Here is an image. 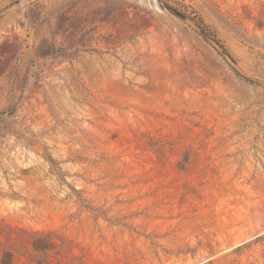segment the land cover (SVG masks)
Wrapping results in <instances>:
<instances>
[{"label":"rangeland","instance_id":"374dc122","mask_svg":"<svg viewBox=\"0 0 264 264\" xmlns=\"http://www.w3.org/2000/svg\"><path fill=\"white\" fill-rule=\"evenodd\" d=\"M158 1L0 0V264H264V0Z\"/></svg>","mask_w":264,"mask_h":264},{"label":"water","instance_id":"95a60500","mask_svg":"<svg viewBox=\"0 0 264 264\" xmlns=\"http://www.w3.org/2000/svg\"><path fill=\"white\" fill-rule=\"evenodd\" d=\"M154 1L155 5L162 11H166L168 13H170L171 15L175 16L176 18L183 20V21H187V18L182 15L181 13H179L178 11L168 7L167 5H164L162 2L158 1V0H152ZM200 34H202L205 38L208 39V35L202 30L199 29Z\"/></svg>","mask_w":264,"mask_h":264},{"label":"trees","instance_id":"16d2710c","mask_svg":"<svg viewBox=\"0 0 264 264\" xmlns=\"http://www.w3.org/2000/svg\"><path fill=\"white\" fill-rule=\"evenodd\" d=\"M215 44L218 45L219 42L215 41ZM220 48L222 49L221 54L224 56H228L227 52L223 49V47H220ZM245 80H247V79H245ZM3 114H5V112L0 113V116H2ZM47 160L49 163L50 171L53 172L54 174H56V176L59 178V180L62 181L63 179L61 177V174H62L61 169L52 161V159L48 158Z\"/></svg>","mask_w":264,"mask_h":264}]
</instances>
